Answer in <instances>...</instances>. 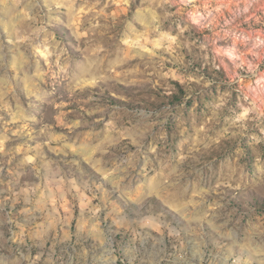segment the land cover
Here are the masks:
<instances>
[{"label":"rangeland","instance_id":"1","mask_svg":"<svg viewBox=\"0 0 264 264\" xmlns=\"http://www.w3.org/2000/svg\"><path fill=\"white\" fill-rule=\"evenodd\" d=\"M0 264H264V0H0Z\"/></svg>","mask_w":264,"mask_h":264}]
</instances>
